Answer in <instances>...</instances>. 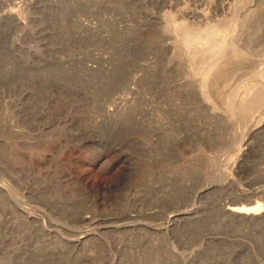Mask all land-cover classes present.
<instances>
[{
	"label": "rangeland",
	"instance_id": "obj_1",
	"mask_svg": "<svg viewBox=\"0 0 264 264\" xmlns=\"http://www.w3.org/2000/svg\"><path fill=\"white\" fill-rule=\"evenodd\" d=\"M263 69L264 0H0V264H264Z\"/></svg>",
	"mask_w": 264,
	"mask_h": 264
},
{
	"label": "bare ground",
	"instance_id": "obj_2",
	"mask_svg": "<svg viewBox=\"0 0 264 264\" xmlns=\"http://www.w3.org/2000/svg\"><path fill=\"white\" fill-rule=\"evenodd\" d=\"M187 23H188V21H187ZM191 25V24H190ZM179 27L178 28H180L181 30L183 29L184 31H181V30H179V32H180V34L183 32V33H185V34H183V36L185 37V43H186V45L187 46H189V47H191L193 44H195V43H193L194 41L195 42H197L196 40L198 39L199 41H201V39H202V41H205V40H203V38H201V37H203V35L206 37V34H207V32H210V30H212V29H214L213 28V26H215V25H208V27H206V28H204L205 30H203L202 31V29L203 28H198V29H201V31L200 32H197L196 34H194V32H196L197 31V28H190L188 25H184L183 26V24L181 25V23L178 25ZM180 26H183L182 28L180 27ZM192 26V25H191ZM185 28V29H184ZM192 29H194L195 31L193 32V30ZM212 31H214V30H212ZM217 31V30H216ZM215 33H217V32H215ZM219 33V32H218ZM211 34V33H210ZM220 34V33H219ZM208 35V34H207ZM215 35V34H214ZM213 35V32H212V36L210 35V37L208 38V37H206V44H204V43H200V44H203V47L204 46H206V48L205 49H207V51L205 50V53H203L202 52V54H203V56H201V58L200 59H198V60H195L194 62H193V64L195 65L194 67H196L197 69H198V73H199V71H201L202 73L201 74H203L202 75V81L204 82V84H205V86L207 87H212L213 86V84H216L217 82H218V84H219V81L220 80H223L224 78H226V76H227V74H226V71H224V69H222V67L224 66L223 64L221 65L220 63L218 64V62H213L212 60H213V58L214 57H210V56H213V55H215L216 54V52H217V50L219 49L220 50V47H221V41H220V39H218V35H216V37ZM182 37V36H181ZM204 37V38H205ZM222 37V36H221ZM220 37V38H221ZM182 40H183V37H182ZM199 41H198V43H199ZM192 43V45H190ZM223 43V42H222ZM231 43H233V42H231ZM197 44V43H196ZM197 45H199V44H197ZM225 45V44H224ZM234 46V45H233ZM199 49H203V48H200V46L198 47ZM232 48V47H231ZM235 48V47H234ZM210 49V50H209ZM198 50V49H197ZM200 50V51H201ZM208 50L210 51V52H208ZM223 50H225V49H223L222 48V50H221V52L223 51ZM202 51H204V50H202ZM194 51H192V53H193ZM197 52H199V50L197 51ZM197 52H195L194 54H196ZM220 52V51H219ZM219 52H217V54L215 55V56H217L218 55V53ZM220 52V53H221ZM206 53H211V54H208V57H206V56H204V54H206ZM215 53V54H214ZM227 53V52H226ZM238 53V52H237ZM237 53H234L233 55H235V54H237ZM200 54V53H199ZM223 54V53H222ZM230 54V53H229ZM242 54V53H241ZM197 55V54H196ZM195 55V56H196ZM207 55V54H206ZM224 55H225V53H224ZM223 55V56H224ZM238 55H240V54H238ZM189 56V55H188ZM195 56H192V57H195ZM200 55H197V57H199ZM220 56V55H219ZM222 56V55H221ZM222 56V57H223ZM226 56V55H225ZM231 56V55H230ZM197 57L195 58V59H197ZM235 57V56H234ZM209 58H211V59H209ZM220 57H218V59L217 60H223L222 58H220ZM224 58V57H223ZM230 58H232V57H230ZM237 58V57H236ZM194 59V58H193ZM191 60V61H190ZM189 61H190V63L192 62V59H190ZM217 60H214V61H217ZM227 60H228V58H227ZM226 61V60H225ZM229 61H231V60H229ZM228 61V62H229ZM226 63V62H225ZM192 64V63H191ZM230 64V63H229ZM228 65V64H227ZM226 65V66H227ZM196 68H194V69H196ZM200 69H202V70H200ZM264 70V69H263ZM261 72H262V70H260ZM260 71H259V73L258 74H260ZM197 73V72H196ZM250 73V72H249ZM229 76V75H228ZM261 76H264V71H263V73H262V75ZM213 80V81H212ZM221 83V82H220ZM217 85V84H216ZM204 86V85H203ZM204 86V87H205ZM215 87V86H214ZM205 90H206V88H205ZM209 90V89H208ZM209 91H211V90H209ZM208 93H210V92H208ZM256 94H258L256 97H254V99H256L255 101H250V102H248L249 100H247V102H245V103H242L239 107V113L237 114L235 111H234V103L232 102V98H231V95H232V92H231V94H230V91H229V93H226V94H222V96L221 97H223V100H224V104H225V106H224V108L227 110V111H229V112H231L232 113V115L234 116V120H235V122H237V123H239L240 121H242L243 120V118H244V116H245V114H247V116H248V114L250 113V111H251V106L252 107H254L256 104H254V103H260V102H262L263 101V99H264V89H263V87H261L260 88V90H258V92L256 93ZM210 95V94H209ZM221 95V94H220ZM208 97H210V96H208ZM123 100V99H122ZM120 102H121V100H119ZM259 101V102H258ZM116 102H118V100H116ZM115 102V103H116ZM119 102V103H120ZM122 104V103H121ZM252 104H254V106L252 105ZM121 106V105H120ZM113 107H114V104H113ZM118 107V106H117ZM110 108H111V106H110ZM109 108V109H110ZM118 109V108H117ZM119 109H121L120 107H119ZM123 109V108H122ZM112 111V110H111ZM238 116H237V115ZM246 117V116H245ZM249 200V203L248 204H245V203H240V204H237V203H235V202H230L228 205L226 204V209H227V212H228V214L230 215V216H232V217H234V218H236V219H241V220H247V219H253L255 216L257 217L259 214H261L262 212L264 213V196L263 197H261V199H259V196H257V194H254L253 195V197H251L250 199H245L244 201H248ZM233 201V200H232ZM262 213V214H263Z\"/></svg>",
	"mask_w": 264,
	"mask_h": 264
}]
</instances>
